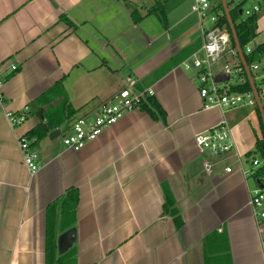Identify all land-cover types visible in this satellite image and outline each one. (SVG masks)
I'll use <instances>...</instances> for the list:
<instances>
[{"label": "crops", "instance_id": "1", "mask_svg": "<svg viewBox=\"0 0 264 264\" xmlns=\"http://www.w3.org/2000/svg\"><path fill=\"white\" fill-rule=\"evenodd\" d=\"M161 1L162 19L149 12ZM170 1L0 0V264H46L49 235L64 264H264V220L249 203L261 185L238 170L261 157V113L257 104L203 107L198 69L181 66L201 53L194 0ZM239 3L240 11L261 7L256 46L264 0H230L229 10ZM261 74L264 64L250 72L253 84ZM58 81L63 91L48 94ZM125 87L153 89L164 116L139 107L79 150L63 146L61 131ZM64 99L77 112L50 129L52 108ZM25 107V120L11 126L6 114ZM220 121L232 152H197L194 136ZM38 124L47 132L33 146L39 169L30 173L19 137ZM69 189L77 202L63 213ZM166 194L179 225L163 212Z\"/></svg>", "mask_w": 264, "mask_h": 264}, {"label": "built area", "instance_id": "2", "mask_svg": "<svg viewBox=\"0 0 264 264\" xmlns=\"http://www.w3.org/2000/svg\"><path fill=\"white\" fill-rule=\"evenodd\" d=\"M213 6L210 0H194L192 3L191 10L196 14L200 23L202 55L200 58L194 56L191 62L189 59L183 60L181 66L183 69H189L191 66L198 69V94L205 109L255 107L256 99L251 89L242 92L230 90V83L244 84L248 77L237 50L232 45L229 32L225 27L217 25V14L213 11ZM260 11V5L254 3L242 9L241 14L243 16L258 15ZM261 35L264 44V29ZM251 50L252 45H247L245 52L249 53ZM219 60H223V65L217 71L214 65ZM263 64L264 57L260 61L250 63L249 71L260 73ZM10 68L16 70L15 65H11ZM254 86L264 112V74L258 77V83ZM153 95L154 91L151 88L137 90L125 87L120 89L110 99L99 104L93 117H79L67 129L61 131L63 146L74 151L79 150L87 141L98 136L105 127L116 123L125 113L139 108L142 102ZM28 109L25 107L24 112L19 114L8 112L6 117L11 126L15 127L22 123ZM193 140L197 152L201 154L210 153L219 156L230 153L234 149L230 128L225 121H220L209 129L197 133ZM31 141L25 135L19 137L23 163L30 173H34L39 169V165L34 147L30 146ZM238 167L241 174L247 177L264 167V157L252 158L250 169L242 167L240 162ZM203 169L205 172H210L211 165L207 160L203 161ZM225 171L231 172L232 168L227 166ZM249 203L257 211V216L264 220V185L254 191Z\"/></svg>", "mask_w": 264, "mask_h": 264}, {"label": "trees", "instance_id": "3", "mask_svg": "<svg viewBox=\"0 0 264 264\" xmlns=\"http://www.w3.org/2000/svg\"><path fill=\"white\" fill-rule=\"evenodd\" d=\"M162 1L157 2V4L152 7L149 12L158 14L159 18H163V14H160L159 8L162 6ZM241 4L239 3L237 6L231 8L229 10L230 17L233 21V25L237 34V38L240 44V47L243 52L244 62L249 65L252 62L260 61L264 57V44L260 43L256 46H252V50L249 53L245 52V48L247 45H252L253 39L256 37V22H257V15L252 14L250 16H243L240 11ZM159 11V12H158ZM213 11L217 14V25L220 27H225L229 32L230 39L232 45H234L233 39L231 37V32L227 23V19L224 14V10L220 0L214 1ZM162 13V10H161ZM136 13L133 11L132 15L134 16ZM65 17H60V20H64ZM62 81H58L54 87L49 91L48 94H53L56 96L58 91L62 89ZM250 83L247 79L244 84H232L230 83V90L233 91H247L250 90ZM63 91V90H62ZM39 99V103L41 102ZM140 108L146 110V112L151 115L153 118L163 117L164 112L159 107L157 102L153 97H148L144 102L140 104ZM51 115L47 119L48 127L53 129L57 126L62 125L65 123L69 118H71L76 112V109H73L68 100L64 99L63 102L57 106L52 108ZM260 116V115H259ZM262 125V123H261ZM264 130V129H263ZM46 129L44 125L38 124L36 127L28 131L25 135L27 139L32 140L30 146H34L36 140L44 137L46 135ZM255 152L259 153L261 157H264V132H263V139L256 143L255 145ZM254 176L260 183V185H264V167L260 168L258 171L254 173ZM61 206L60 210H63V213L68 211V209H73L77 202V191L76 189H69L65 195L61 198ZM55 202L51 203L47 209L50 210V207H55ZM175 203L171 195L166 194L165 202L163 204V212L166 214H170L174 217L176 225H179V219L177 217V210L174 207ZM52 233V232H51ZM55 240L53 239L52 235L48 236L47 243H46V264H64L61 262V258L55 257Z\"/></svg>", "mask_w": 264, "mask_h": 264}, {"label": "water", "instance_id": "4", "mask_svg": "<svg viewBox=\"0 0 264 264\" xmlns=\"http://www.w3.org/2000/svg\"><path fill=\"white\" fill-rule=\"evenodd\" d=\"M221 1V4H222V7H223V10H224V14H225V17L227 19V23H228V26H229V29H230V32H231V37L233 39V42H234V46L237 50V53H238V57L240 58L242 64L244 65L245 67V71H246V75L248 77V80L249 83H250V87H251V90L255 96V99H256V104H257V107L261 113V117H262V122H263V125H264V112L262 110V107H261V104H260V100H259V97L257 95V91L255 89V86L253 84V82L251 81V75H250V71H249V68H248V65L244 62V57H243V52H242V49L240 47V44H239V41H238V38H237V34H236V31H235V28H234V25H233V21L230 17V12H229V8H228V5H227V2L226 0H220ZM239 13H241V11H239Z\"/></svg>", "mask_w": 264, "mask_h": 264}, {"label": "rangeland", "instance_id": "5", "mask_svg": "<svg viewBox=\"0 0 264 264\" xmlns=\"http://www.w3.org/2000/svg\"><path fill=\"white\" fill-rule=\"evenodd\" d=\"M186 0H171L168 4H169V7L170 6H179V7H183L184 5H185V3H183V2H185ZM212 2L213 1H215V0H211ZM227 2H229L230 0H226ZM194 2V1H193ZM189 9L191 10V7H189ZM191 12L192 13H194L192 10H191ZM195 14V13H194ZM196 15V14H195ZM155 17V16H154ZM151 19H153L154 21H157V20H155V19H157L156 17L155 18H151ZM202 55V53H198L196 56L198 57V58H200V56ZM191 60H193V57H191V58H189V62H191ZM223 65V60H219V61H217L216 63H215V65H214V67H216V68H221V66ZM192 67V66H191ZM195 69V68H194ZM196 82H197V85H198V79H197V77H196ZM257 83H258V81H257ZM93 116V115H92ZM62 262H63V260H61ZM69 263H71V264H73L72 262H69Z\"/></svg>", "mask_w": 264, "mask_h": 264}]
</instances>
